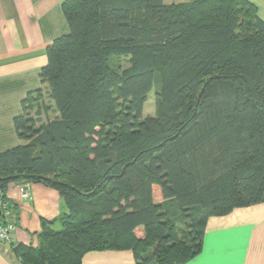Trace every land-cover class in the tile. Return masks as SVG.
Instances as JSON below:
<instances>
[{
    "label": "trees",
    "instance_id": "obj_1",
    "mask_svg": "<svg viewBox=\"0 0 264 264\" xmlns=\"http://www.w3.org/2000/svg\"><path fill=\"white\" fill-rule=\"evenodd\" d=\"M61 9L69 32L47 47L43 87L13 121L22 144L0 154V222L17 209L8 191L23 183L57 191L65 211L42 220L38 247L13 252L22 264H83L106 251L186 264L211 218L264 203L259 9L248 0ZM152 94L156 113L144 117ZM49 104L57 115L44 122Z\"/></svg>",
    "mask_w": 264,
    "mask_h": 264
},
{
    "label": "crops",
    "instance_id": "obj_2",
    "mask_svg": "<svg viewBox=\"0 0 264 264\" xmlns=\"http://www.w3.org/2000/svg\"><path fill=\"white\" fill-rule=\"evenodd\" d=\"M65 0H0V154L22 144L14 118L22 114V101L41 89L40 72L47 65V47L69 32L61 9ZM187 0H165L167 4ZM264 20V0H248ZM46 101L49 88H45ZM31 200H22L16 185L8 199L17 209L6 221L16 227L14 245L38 247L42 220L48 222L65 211L60 194L43 184H33ZM11 243L0 242V264H22ZM83 264H136L131 251L88 253ZM186 264H264V203L211 218L203 250Z\"/></svg>",
    "mask_w": 264,
    "mask_h": 264
},
{
    "label": "built area",
    "instance_id": "obj_3",
    "mask_svg": "<svg viewBox=\"0 0 264 264\" xmlns=\"http://www.w3.org/2000/svg\"><path fill=\"white\" fill-rule=\"evenodd\" d=\"M20 198L22 200H31L32 195H31V189H32V184L30 183H23L17 186ZM16 230V227L13 223H8L7 225H3L0 222V242L1 243H11L14 240V232Z\"/></svg>",
    "mask_w": 264,
    "mask_h": 264
},
{
    "label": "rangeland",
    "instance_id": "obj_4",
    "mask_svg": "<svg viewBox=\"0 0 264 264\" xmlns=\"http://www.w3.org/2000/svg\"><path fill=\"white\" fill-rule=\"evenodd\" d=\"M49 105H51V104H49ZM50 107H51L52 110L50 111L49 116L46 117L45 115L42 114L40 120L46 122V120L53 119V118L56 117L57 114L55 112L54 105L52 104ZM155 113H156V98H155V95L152 94V95H150L149 100H148V102H147V104L145 106L144 117L154 116ZM34 116H35V114H34ZM55 229L56 230H61L60 225H56Z\"/></svg>",
    "mask_w": 264,
    "mask_h": 264
}]
</instances>
